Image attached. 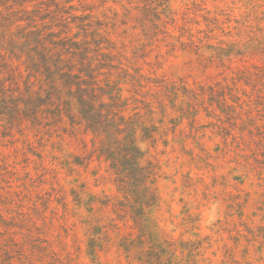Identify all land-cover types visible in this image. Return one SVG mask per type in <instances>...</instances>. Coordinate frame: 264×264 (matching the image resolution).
Returning <instances> with one entry per match:
<instances>
[{"label":"trees","instance_id":"trees-1","mask_svg":"<svg viewBox=\"0 0 264 264\" xmlns=\"http://www.w3.org/2000/svg\"><path fill=\"white\" fill-rule=\"evenodd\" d=\"M172 1L0 0V131L51 144L72 178L69 196L96 264L114 236L143 264H175L163 260L171 244L159 236L160 177L151 153L175 117L178 125L209 120L230 151L246 154L233 171L242 181L254 175L260 191L248 219L250 201L241 194L228 218L248 224L249 241L264 256V0H184L181 11ZM178 51L194 58L205 79L190 85L158 74L161 60ZM93 160L106 165L115 197L87 192L79 169ZM8 198L0 193V264H39L53 250L41 207ZM250 250L228 264H257Z\"/></svg>","mask_w":264,"mask_h":264},{"label":"rangeland","instance_id":"rangeland-1","mask_svg":"<svg viewBox=\"0 0 264 264\" xmlns=\"http://www.w3.org/2000/svg\"><path fill=\"white\" fill-rule=\"evenodd\" d=\"M183 4L184 0H173L170 8L181 11ZM158 74L190 85L205 79L194 58L180 51L161 60ZM180 109L185 111L186 105ZM177 110L175 106L173 113H178ZM160 134L158 145L151 153L158 163L160 177L159 236L171 244L167 245L163 260L171 259L175 264H228L233 253L236 260L243 259V251L248 247L253 253L252 262L257 259V264H264V256L259 259L262 252L257 248L259 244L253 248L249 241L252 232L244 228L248 224L239 222L236 216L228 218L227 212L234 197L241 194L242 200L250 201L249 211L244 215L249 218L251 206H255L252 200L260 191L252 183L256 180L254 175L242 181V172L233 171L237 163H244L246 154L230 151L207 119L195 125L185 120L178 125L175 117L168 130ZM70 147L76 153L83 151L77 142H71ZM52 151L49 142L39 141L34 134L25 138L20 133L0 131V193L10 198L7 203L23 198L30 206L40 205L38 215L43 220L40 224L53 250L41 257L39 264H96L86 253L82 211H77L69 196L72 178L55 160ZM79 170L88 193L107 198L116 196L105 164L93 160L89 169ZM48 198L51 204L45 207ZM194 220L197 222L191 224ZM192 225L199 229L194 230ZM236 228L242 231L240 245L237 243L240 231ZM197 233L202 240L200 244ZM113 239V245L102 254L101 264H143L138 251L130 255L118 248V238ZM184 243L186 250L181 248Z\"/></svg>","mask_w":264,"mask_h":264}]
</instances>
